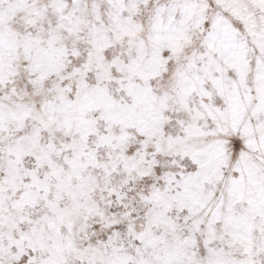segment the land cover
<instances>
[{
    "label": "snow or ice",
    "instance_id": "1",
    "mask_svg": "<svg viewBox=\"0 0 264 264\" xmlns=\"http://www.w3.org/2000/svg\"><path fill=\"white\" fill-rule=\"evenodd\" d=\"M0 264H264V0H0Z\"/></svg>",
    "mask_w": 264,
    "mask_h": 264
}]
</instances>
